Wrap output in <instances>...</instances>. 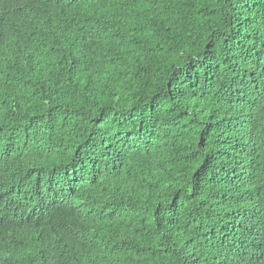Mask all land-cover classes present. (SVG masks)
Returning <instances> with one entry per match:
<instances>
[{"label":"trees","instance_id":"obj_1","mask_svg":"<svg viewBox=\"0 0 264 264\" xmlns=\"http://www.w3.org/2000/svg\"><path fill=\"white\" fill-rule=\"evenodd\" d=\"M0 264H264V0H0Z\"/></svg>","mask_w":264,"mask_h":264}]
</instances>
